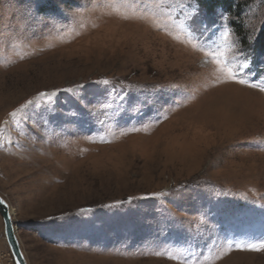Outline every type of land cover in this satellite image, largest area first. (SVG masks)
<instances>
[{
  "label": "rangeland",
  "instance_id": "obj_1",
  "mask_svg": "<svg viewBox=\"0 0 264 264\" xmlns=\"http://www.w3.org/2000/svg\"><path fill=\"white\" fill-rule=\"evenodd\" d=\"M192 2L0 0V195L27 264H264L229 250L264 239V92L205 56L264 83V0L242 5L241 36L201 2L190 35Z\"/></svg>",
  "mask_w": 264,
  "mask_h": 264
},
{
  "label": "snow or ice",
  "instance_id": "obj_2",
  "mask_svg": "<svg viewBox=\"0 0 264 264\" xmlns=\"http://www.w3.org/2000/svg\"><path fill=\"white\" fill-rule=\"evenodd\" d=\"M190 8V13L187 17L188 19V24L186 25L187 31L189 32L190 35L195 36V29L193 27V23L197 20V18L200 16V11H201V4L200 0H193L192 4L189 5ZM222 15V14H221ZM226 19V17H225ZM225 37H227L228 33L225 31L223 33ZM197 39L199 37H196ZM255 39H252V42L255 43ZM208 45L206 42H202L200 44V48L204 49ZM193 47H197V45H193ZM205 56H211L212 62L216 65V72L219 73L217 80L218 82H232V83H237L240 85L247 86L249 88H254L257 89L260 92H264V83H254L252 81L240 78V76L237 75V70L229 67L228 63L221 58L224 56L223 52H209L205 51ZM248 63L245 62L241 65H239V69L242 71L244 69L248 68ZM94 83L96 84H103L107 85L109 81L107 80H102V81H95ZM88 85L87 84H80L77 86L76 89H68L67 91L73 93V102L76 105H82L84 108H88L89 101L85 98L83 93L87 90ZM47 93H40L38 96V99L44 100V98L47 97ZM53 96L56 95V93L52 94ZM45 103H51V101H44ZM33 101H28V104L31 105ZM99 103V101H97ZM25 108L24 105L21 106V109H18L17 111L10 112L8 114L9 116V121L8 124L9 126H13L14 122H17V118L19 117L22 119L23 117L20 116V112ZM51 112H55V107L50 109ZM69 119H74L79 116V113L76 111L69 112L67 114ZM2 130V129H0ZM132 131H139L138 128H132ZM0 206H6V202L3 199H0ZM232 247H235L238 250H248V251H264V239L260 240L258 243H248V244H239L235 243L233 245H229V250H231ZM158 255H162L163 253H157ZM190 254L189 250L183 247H179L176 249V254L173 255L172 253H168L169 259H180L182 257H185L186 255ZM19 264V262H17ZM186 264H190V262H186Z\"/></svg>",
  "mask_w": 264,
  "mask_h": 264
},
{
  "label": "trees",
  "instance_id": "obj_3",
  "mask_svg": "<svg viewBox=\"0 0 264 264\" xmlns=\"http://www.w3.org/2000/svg\"><path fill=\"white\" fill-rule=\"evenodd\" d=\"M247 1L249 0H200L202 4L206 5L209 8L219 6L227 11L233 18V25L236 33L240 36L242 34L240 27V10L242 5L247 3ZM255 48L259 53H264V25L256 37Z\"/></svg>",
  "mask_w": 264,
  "mask_h": 264
},
{
  "label": "water",
  "instance_id": "obj_4",
  "mask_svg": "<svg viewBox=\"0 0 264 264\" xmlns=\"http://www.w3.org/2000/svg\"><path fill=\"white\" fill-rule=\"evenodd\" d=\"M0 199L6 200L0 195ZM11 207L6 202V206H0V216L3 222V232L9 251L11 253L14 264H27L23 252L20 248L19 241L16 237L15 227L12 221Z\"/></svg>",
  "mask_w": 264,
  "mask_h": 264
},
{
  "label": "bare ground",
  "instance_id": "obj_5",
  "mask_svg": "<svg viewBox=\"0 0 264 264\" xmlns=\"http://www.w3.org/2000/svg\"><path fill=\"white\" fill-rule=\"evenodd\" d=\"M11 215H12V210H11Z\"/></svg>",
  "mask_w": 264,
  "mask_h": 264
}]
</instances>
